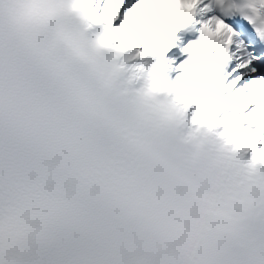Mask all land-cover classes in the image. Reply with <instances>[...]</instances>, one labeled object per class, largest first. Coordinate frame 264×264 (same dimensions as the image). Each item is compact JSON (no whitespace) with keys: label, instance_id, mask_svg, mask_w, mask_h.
Segmentation results:
<instances>
[{"label":"clouds","instance_id":"9594fccd","mask_svg":"<svg viewBox=\"0 0 264 264\" xmlns=\"http://www.w3.org/2000/svg\"><path fill=\"white\" fill-rule=\"evenodd\" d=\"M174 124L75 0H0V264H264V159Z\"/></svg>","mask_w":264,"mask_h":264},{"label":"snow or ice","instance_id":"6c2138e0","mask_svg":"<svg viewBox=\"0 0 264 264\" xmlns=\"http://www.w3.org/2000/svg\"><path fill=\"white\" fill-rule=\"evenodd\" d=\"M80 17L158 60L175 95L264 159V0H75Z\"/></svg>","mask_w":264,"mask_h":264},{"label":"bare ground","instance_id":"6f19581e","mask_svg":"<svg viewBox=\"0 0 264 264\" xmlns=\"http://www.w3.org/2000/svg\"><path fill=\"white\" fill-rule=\"evenodd\" d=\"M107 40L109 42L110 45L114 46L115 44H117V42H115V40L111 37H107ZM119 44V43H118ZM193 101H189L188 103H192Z\"/></svg>","mask_w":264,"mask_h":264}]
</instances>
